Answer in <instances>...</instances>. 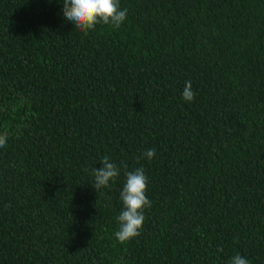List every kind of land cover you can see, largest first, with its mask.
I'll return each mask as SVG.
<instances>
[{
  "label": "trees",
  "instance_id": "trees-1",
  "mask_svg": "<svg viewBox=\"0 0 264 264\" xmlns=\"http://www.w3.org/2000/svg\"><path fill=\"white\" fill-rule=\"evenodd\" d=\"M120 5L85 34L63 0H0V264H264V0ZM123 164L151 207L120 243Z\"/></svg>",
  "mask_w": 264,
  "mask_h": 264
},
{
  "label": "clouds",
  "instance_id": "clouds-1",
  "mask_svg": "<svg viewBox=\"0 0 264 264\" xmlns=\"http://www.w3.org/2000/svg\"><path fill=\"white\" fill-rule=\"evenodd\" d=\"M63 15L76 31L87 34L94 31L97 25H111L119 28L128 15V10L121 9L120 0H63ZM183 99L186 102L195 100L191 81H186L183 90ZM9 132L0 133V148L7 146ZM156 155V150H146L144 156L151 160ZM101 164L103 167L92 169L94 176V189L98 192L102 188H109L110 183L115 182L120 176V166L112 162L109 156H104ZM125 169V183L120 193L123 210L117 216L119 228L115 237L120 243L128 242L141 234L145 222V209L151 207V201L146 195L149 179L142 167L129 171L128 165L123 164ZM223 252V248L218 249ZM229 264H250L249 260L240 254L234 255Z\"/></svg>",
  "mask_w": 264,
  "mask_h": 264
}]
</instances>
